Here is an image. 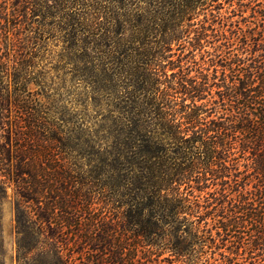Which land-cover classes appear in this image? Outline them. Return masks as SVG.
<instances>
[{"label":"trees","instance_id":"1","mask_svg":"<svg viewBox=\"0 0 264 264\" xmlns=\"http://www.w3.org/2000/svg\"><path fill=\"white\" fill-rule=\"evenodd\" d=\"M34 17L64 21L92 120L25 98L38 33L9 22ZM10 186L16 264H264V0L0 3V206Z\"/></svg>","mask_w":264,"mask_h":264},{"label":"rangeland","instance_id":"2","mask_svg":"<svg viewBox=\"0 0 264 264\" xmlns=\"http://www.w3.org/2000/svg\"><path fill=\"white\" fill-rule=\"evenodd\" d=\"M0 3L4 4L6 11L10 13L12 4L15 3V0H0ZM81 8L82 7H80V9ZM72 11L75 12V8H73ZM18 22V19L14 20V18H12L10 20L9 23L12 35L8 33L9 40L16 37L21 40L23 35L29 34L30 29H34L35 34L38 33L36 34L37 44L33 45L34 51L32 50L33 54L36 53L39 55L33 60L34 63L37 62L36 64L38 67L29 77L31 82L25 89V98L27 100H32L34 104L37 103L49 109L50 116H46V121L52 120L59 125H64L62 121L63 112L67 113L66 115L71 121L70 125H66L68 128L76 127L81 121L86 123L92 120L95 115L91 108L92 105L90 104L91 99L89 96L92 95L90 90L85 87L84 83L71 78V74L76 72L75 66L67 65L60 60L61 57H65V55L69 53V51L65 50V48L69 46V43L65 41L67 38L65 33L54 26H56L58 22L61 24L64 21H62V19L54 20L53 18L42 21L41 18L34 17V19H31V22H33L31 25L27 23L17 24ZM14 23H16V25ZM70 42L75 43V45L78 43L75 38ZM78 54H83V52L74 49L69 55L74 56ZM1 85L5 87L4 83H1ZM14 88L22 89V86L13 85L8 81L9 91L11 92ZM106 107L107 106H105V108ZM67 127L63 126V129ZM65 133L68 132L65 131ZM16 197L13 187H8L5 199L0 206L1 230L5 254L4 264H16L14 233V203ZM106 214L108 215V212ZM135 253V260L132 261V264H180L170 256V252H164L159 257L163 259L162 262H158L155 255L144 254L142 250H137ZM141 258H146V260H142Z\"/></svg>","mask_w":264,"mask_h":264}]
</instances>
